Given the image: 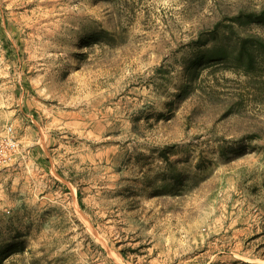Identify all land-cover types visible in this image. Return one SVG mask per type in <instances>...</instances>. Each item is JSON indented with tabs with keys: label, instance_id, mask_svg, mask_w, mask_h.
I'll use <instances>...</instances> for the list:
<instances>
[{
	"label": "rangeland",
	"instance_id": "rangeland-1",
	"mask_svg": "<svg viewBox=\"0 0 264 264\" xmlns=\"http://www.w3.org/2000/svg\"><path fill=\"white\" fill-rule=\"evenodd\" d=\"M263 7L0 0V264H264Z\"/></svg>",
	"mask_w": 264,
	"mask_h": 264
},
{
	"label": "trees",
	"instance_id": "trees-1",
	"mask_svg": "<svg viewBox=\"0 0 264 264\" xmlns=\"http://www.w3.org/2000/svg\"><path fill=\"white\" fill-rule=\"evenodd\" d=\"M239 20H250L264 25V7L260 11L252 10L245 16L241 15ZM237 46L239 50L234 61L237 62L238 67H242L249 77L256 78L258 81L262 80L264 84V73L255 69L259 62L264 66V36L254 32L247 33L244 36H239ZM218 54L223 57L227 56V47H222Z\"/></svg>",
	"mask_w": 264,
	"mask_h": 264
}]
</instances>
